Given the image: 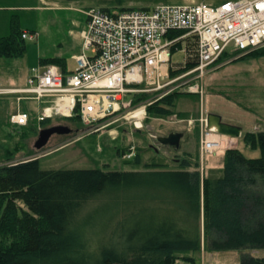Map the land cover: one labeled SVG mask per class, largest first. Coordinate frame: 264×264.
Segmentation results:
<instances>
[{
	"label": "trees",
	"instance_id": "1",
	"mask_svg": "<svg viewBox=\"0 0 264 264\" xmlns=\"http://www.w3.org/2000/svg\"><path fill=\"white\" fill-rule=\"evenodd\" d=\"M22 33L11 24L10 34L0 38V58L24 55L27 40ZM183 33L172 31L167 37ZM195 45L194 36H186L172 46L173 53L185 50L184 61L169 69L171 76L194 68ZM229 53L225 51L218 62ZM254 55L262 57L264 51ZM42 61L67 73L63 58ZM148 113L161 118L170 110L164 103L150 107ZM28 114L30 122L23 128L29 133L36 131V124L35 112ZM71 119L79 121L77 116ZM243 141L252 150L259 149L260 156L246 157L231 148L221 166L206 162L203 223L210 250L264 249L258 246L264 244V216L259 219L264 212V130L246 132ZM9 149L0 144V264L197 263L191 253L201 242V180L194 153L187 151L178 158L176 149L170 148L171 156L167 153L152 162L136 154L125 164L139 166L143 161L144 170L101 171L43 169L36 157L9 164L14 158ZM109 193H113L109 202L98 203H107L109 210L89 207V201L103 200ZM93 227L97 240L91 239ZM245 262L264 264V257L249 256Z\"/></svg>",
	"mask_w": 264,
	"mask_h": 264
},
{
	"label": "rangeland",
	"instance_id": "2",
	"mask_svg": "<svg viewBox=\"0 0 264 264\" xmlns=\"http://www.w3.org/2000/svg\"><path fill=\"white\" fill-rule=\"evenodd\" d=\"M55 1L58 6H61L60 8H56L53 0H43V2L41 0H4L0 2V14L5 13L9 19L6 25L5 15L0 18V31L7 29V34L11 30V19V22L20 29L34 30L37 33L33 41H26V51L23 56L0 58V87L21 84L31 73V67L48 66L49 64L45 65L43 61L39 62V59L43 57L65 58L67 63L75 68V55L79 52L76 50V35L82 27L80 24L87 17L85 9L89 7L117 13L121 9L130 7L152 8L158 4L194 2L215 5L220 0ZM234 50V46L230 45L229 56L206 70L202 77L196 73H190L189 70L171 76L168 66L164 72L168 78L164 81L171 82L170 84L161 85L159 89L151 87L153 90L149 92L140 91L147 88L145 83L138 85L139 91L129 94L124 99L130 102L128 111L123 109L121 103L124 102L120 99L116 103L121 110L115 111L108 119L102 118L95 122L94 129H89L83 124L79 115L74 114L54 116L49 118L47 126H43V122L48 118L39 122L37 120L39 109L36 108V103L23 101L19 105L21 111L35 112L36 131L32 129L28 133V129L10 122V115L15 113L18 106L15 97L0 95V120L2 122L0 144L10 148L14 157L8 163L36 157L40 159L43 169L144 170L143 161L139 166L125 164L127 160H130L126 150L132 147L134 156L140 154L142 160L152 162L166 156L172 148L166 146L168 149H165L164 145L157 142L156 136L168 135L170 131L181 132L183 136L179 149L172 152L178 155V158H181L182 154L187 151L194 153L198 161L197 170L201 180L199 195L201 242L199 249L191 253L195 261L200 264H242L243 260L249 256L263 258L264 249L258 248L210 250L206 247L204 236L202 182L207 173L206 162H219L221 166L224 153L231 148L240 149L246 157L260 156L259 149L252 150L244 143L243 136L249 131L264 130V124L263 126L258 124L264 123V56L254 55L258 51H264V44L246 54L232 52ZM183 60L184 54L181 51H177L171 57L173 63H180ZM164 103L170 110L168 115L165 114L159 118L148 113L150 107ZM208 113L221 115L223 122L240 125L242 127L241 136L238 139L222 136L220 149L214 152L205 151L202 138ZM74 116L79 118L78 122L71 119ZM29 122L28 120L27 124ZM55 125L67 126L71 131L68 134L51 136L44 147L40 150L36 149L34 142L39 131ZM124 149L125 152H123ZM154 149L159 153L154 154ZM168 155L171 156L170 153ZM112 195L113 193H109L108 196H104L103 200L100 198L96 201H89V207L93 209L102 202H109ZM102 206H106V210L111 208L107 203L99 205V207ZM263 213L259 219H263ZM91 231L93 232L91 239L100 238L96 227H93ZM258 246H264V244H258ZM178 264H186V261ZM245 264L249 263L245 262Z\"/></svg>",
	"mask_w": 264,
	"mask_h": 264
},
{
	"label": "built area",
	"instance_id": "3",
	"mask_svg": "<svg viewBox=\"0 0 264 264\" xmlns=\"http://www.w3.org/2000/svg\"><path fill=\"white\" fill-rule=\"evenodd\" d=\"M87 23L82 31V49L75 56V68L63 74L56 66L32 68L25 84L0 87V95L13 96L18 103L10 122L24 126L27 110L23 101H34L37 120L54 116L79 115L89 129L95 122L119 111L120 99L136 93L135 86L145 83L149 92L170 84L164 73L170 65L171 48L186 36L195 38L196 65L189 70L202 77L215 65L230 45L247 53L264 44V0H224L216 5L186 3L160 4L151 9H130L109 13L86 10ZM172 31H184L168 38ZM31 40L33 35L22 34ZM119 96V98H117ZM128 111V109H127ZM221 136L203 129L202 144L207 152L220 149ZM127 157L134 155L133 148Z\"/></svg>",
	"mask_w": 264,
	"mask_h": 264
},
{
	"label": "water",
	"instance_id": "4",
	"mask_svg": "<svg viewBox=\"0 0 264 264\" xmlns=\"http://www.w3.org/2000/svg\"><path fill=\"white\" fill-rule=\"evenodd\" d=\"M206 127L207 129L218 134L235 139H238L242 133V128L240 126L223 122L222 116L215 113H208L206 115ZM70 131L71 129L69 127L63 125H55L41 129L38 133L37 139L34 142V147L40 150L48 143L51 136L68 134ZM182 136L183 134L181 132H172L166 136H158L156 140L161 145L179 149Z\"/></svg>",
	"mask_w": 264,
	"mask_h": 264
},
{
	"label": "crops",
	"instance_id": "5",
	"mask_svg": "<svg viewBox=\"0 0 264 264\" xmlns=\"http://www.w3.org/2000/svg\"><path fill=\"white\" fill-rule=\"evenodd\" d=\"M42 2H43V0H41ZM0 2H4V0H0ZM53 2H55V6H56V8H60L61 6H58L57 5V2L55 1V0H53ZM133 7H130V8H127V9H132ZM146 9H149V8H146ZM5 15V19H6V25L8 24V21H9V19L7 18V16H6V14L4 13V14H0V18H2L3 16ZM85 16V15H84ZM10 24H12V22H11V19H10ZM85 25H86V17L84 18V20H83V22H82V24H80V26H82L80 29H79V31H78V33H77V35H76V50H78L79 52L81 51V48H82V38H81V32L84 30V28H85ZM22 30V29H21ZM22 31H24V32H26V31H30L31 33H35L36 35H37V33L33 30H22ZM6 32H7V29H5V30H2V31H0V38L1 37H5V36H8L9 34H10V31L6 34ZM79 52L76 54V55H78L79 54ZM75 55V56H76ZM53 57H58V56H49V57H43V58H40L39 59V62L40 61H42V60H44V59H49V58H53ZM60 58H62V57H60ZM64 59V70H65V72H67V73H69V72H71L73 69H74V67L72 68L68 63H67V60L65 59V58H63ZM39 64V63H38ZM43 65V64H42ZM37 66V65H36ZM36 66H34V67H36ZM54 66H56V67H58L60 70H61V68H60V66H57V65H54ZM31 68H33V67H31ZM28 77V76H27ZM26 81V80H25ZM25 81L24 82H22L21 84H15V85H22V84H24L25 83ZM210 167L211 166H218L220 163L219 162H210Z\"/></svg>",
	"mask_w": 264,
	"mask_h": 264
},
{
	"label": "bare ground",
	"instance_id": "6",
	"mask_svg": "<svg viewBox=\"0 0 264 264\" xmlns=\"http://www.w3.org/2000/svg\"><path fill=\"white\" fill-rule=\"evenodd\" d=\"M138 115V114H137Z\"/></svg>",
	"mask_w": 264,
	"mask_h": 264
}]
</instances>
